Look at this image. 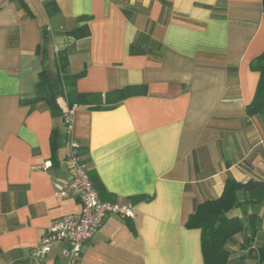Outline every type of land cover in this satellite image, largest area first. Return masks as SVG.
I'll return each instance as SVG.
<instances>
[{"label":"crops","instance_id":"0c3cea01","mask_svg":"<svg viewBox=\"0 0 264 264\" xmlns=\"http://www.w3.org/2000/svg\"><path fill=\"white\" fill-rule=\"evenodd\" d=\"M46 1L0 0V264H69L68 243L39 260L32 252L49 226L82 209L76 194L56 192L71 138L108 196L135 210L109 216L79 264H205L202 232L186 226L195 206L221 196L228 177L264 180V116L247 114L260 78L250 62L264 51L263 0H55L51 13ZM87 23L89 36L69 33ZM64 51L67 72H85L79 92L147 93L113 109L71 108ZM141 195L152 199H132ZM253 213L261 229L248 246L249 229L235 236L229 264L259 263L264 204L230 215L247 223Z\"/></svg>","mask_w":264,"mask_h":264},{"label":"trees","instance_id":"16d2710c","mask_svg":"<svg viewBox=\"0 0 264 264\" xmlns=\"http://www.w3.org/2000/svg\"><path fill=\"white\" fill-rule=\"evenodd\" d=\"M18 1L24 5L23 0ZM45 8L49 13L59 10L55 0H47ZM79 19L81 21L89 20L86 16ZM69 33L77 38H82L89 36L91 31L87 23ZM58 62L64 84L62 93L66 96L71 108L78 105L87 106L91 110L113 109L129 97L145 95L147 93L146 85H127L105 94L79 92L76 88V83L85 72L77 74L67 72L68 58L66 51L59 54ZM250 67L252 70L259 72L260 78L255 96L247 106V114L249 116H264V51L251 60ZM57 137V130H53L51 134L53 159H55L57 154ZM89 176L103 200L115 201L111 196H108V191L97 173L89 172ZM132 199L141 201L150 200L152 197L141 195L135 196ZM243 203L251 205L264 204V180L250 179L246 182H240L233 177H228L221 196L198 203L195 206L194 212L190 214L186 226L201 230L205 264H229L232 252L228 245L234 241L235 236L246 229L250 230V235L246 236L242 244V247H244L248 246L259 233L261 222L258 215L254 213L250 214L247 223L243 218L230 215V212L234 208L240 207ZM257 258L258 264H264V242L257 247Z\"/></svg>","mask_w":264,"mask_h":264},{"label":"built area","instance_id":"2783aa9c","mask_svg":"<svg viewBox=\"0 0 264 264\" xmlns=\"http://www.w3.org/2000/svg\"><path fill=\"white\" fill-rule=\"evenodd\" d=\"M69 144V155L65 160L68 177L56 182V192L61 198L76 194L82 209L78 213L60 218L49 226L41 243L33 249L34 260L47 256L54 247L68 243L69 247L63 250L64 255L69 264H79L86 243L93 238L109 216H135L133 204L103 200L100 197L81 158L79 142L71 138ZM48 166H51V162H48Z\"/></svg>","mask_w":264,"mask_h":264},{"label":"rangeland","instance_id":"374dc122","mask_svg":"<svg viewBox=\"0 0 264 264\" xmlns=\"http://www.w3.org/2000/svg\"><path fill=\"white\" fill-rule=\"evenodd\" d=\"M62 263H64V264L66 263V258L62 259Z\"/></svg>","mask_w":264,"mask_h":264}]
</instances>
